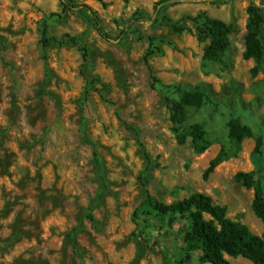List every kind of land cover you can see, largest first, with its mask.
<instances>
[{
  "label": "rangeland",
  "instance_id": "1",
  "mask_svg": "<svg viewBox=\"0 0 264 264\" xmlns=\"http://www.w3.org/2000/svg\"><path fill=\"white\" fill-rule=\"evenodd\" d=\"M160 1L70 0L93 9L105 39L59 0H0V264H179L188 222L137 218L147 194L167 205L206 194L264 237L254 191L236 179L264 142V66L244 58L247 10L261 6L264 39V0H189L155 16ZM206 17L231 27L217 61L204 57ZM198 85L200 103L177 114V88ZM232 117L252 136L206 177L232 150Z\"/></svg>",
  "mask_w": 264,
  "mask_h": 264
},
{
  "label": "trees",
  "instance_id": "2",
  "mask_svg": "<svg viewBox=\"0 0 264 264\" xmlns=\"http://www.w3.org/2000/svg\"><path fill=\"white\" fill-rule=\"evenodd\" d=\"M64 13H87L92 19L97 32L105 39H109L104 33L102 23L88 5H75L70 0H59ZM189 0H161L155 9V16L161 8L166 5L179 4ZM261 6L253 4L247 10V35L245 43L244 58L255 62V71L264 66V39L262 36L263 16ZM204 26L210 39L205 49V59L217 61L229 45L231 27L220 19L206 17ZM128 35L126 36V38ZM125 38V32L117 40ZM41 42L46 52L50 39L48 28L42 30ZM181 95V104L174 106V111L180 114L187 108H193L200 103L205 96L203 86H195L191 89L177 88ZM189 135L198 152H204L207 148L206 131L198 124L190 125ZM252 136L250 127L243 125L236 118H230L228 122V141L232 150L221 149L217 156L210 162L206 177L213 172L217 166L230 157V152H239L243 142ZM263 138H257L252 162L254 170L241 172L236 176L245 187L254 191L253 209L264 225V151ZM137 218H169L185 220L188 222L185 242L187 244L186 255L179 264H185L191 260L193 253H199L200 259L208 264H231L228 257H242L252 264H264V237L253 234L249 228L238 222L232 221L227 216V209L216 204L211 197L198 193L180 202L167 205L158 202L150 194L136 210ZM139 229L143 228L137 225ZM163 264H173L166 257Z\"/></svg>",
  "mask_w": 264,
  "mask_h": 264
}]
</instances>
